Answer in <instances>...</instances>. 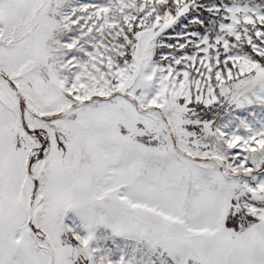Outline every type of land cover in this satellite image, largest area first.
Instances as JSON below:
<instances>
[{
	"label": "snow or ice",
	"instance_id": "snow-or-ice-1",
	"mask_svg": "<svg viewBox=\"0 0 264 264\" xmlns=\"http://www.w3.org/2000/svg\"><path fill=\"white\" fill-rule=\"evenodd\" d=\"M0 264H264V0H0Z\"/></svg>",
	"mask_w": 264,
	"mask_h": 264
}]
</instances>
